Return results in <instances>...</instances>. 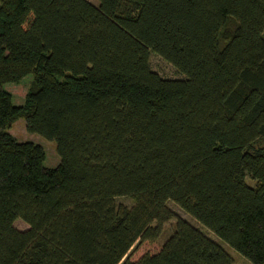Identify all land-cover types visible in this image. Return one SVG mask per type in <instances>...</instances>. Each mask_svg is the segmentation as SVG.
Here are the masks:
<instances>
[{
    "label": "trees",
    "instance_id": "obj_1",
    "mask_svg": "<svg viewBox=\"0 0 264 264\" xmlns=\"http://www.w3.org/2000/svg\"><path fill=\"white\" fill-rule=\"evenodd\" d=\"M95 1L0 0V264H264V0Z\"/></svg>",
    "mask_w": 264,
    "mask_h": 264
},
{
    "label": "rangeland",
    "instance_id": "obj_2",
    "mask_svg": "<svg viewBox=\"0 0 264 264\" xmlns=\"http://www.w3.org/2000/svg\"><path fill=\"white\" fill-rule=\"evenodd\" d=\"M88 1L96 5L95 0H88ZM148 65L151 70L158 73L161 77L177 78V79L184 77L182 73L177 71L172 65H170L168 62L163 60L161 57H159L157 54H155L152 51L148 52ZM31 79H32L31 75L26 74L17 83L7 82L1 85V87L11 95L12 104L21 105L23 103L24 96L29 88ZM6 130L17 141H30L32 143L38 144L42 148L43 153H44V159L42 161V166L44 168H51L57 164L59 158L55 152L54 141L45 139L36 133L26 132L24 128V121L22 118L16 119L6 128ZM245 179L248 184H252L253 181H251L248 177H246ZM114 202L116 204H122L126 206H129L132 203L131 199L126 196H118L114 199ZM166 206L171 211H173V213L176 216L188 221L191 225H193L195 228L200 230L205 236H207L209 239L213 240L218 245H220L230 256L231 258L230 264H249L246 258H244L240 254H238L236 251H234L232 248H230L227 244H225L223 241L217 238L212 232H210L204 226L199 224L195 219H193L187 213L182 211L173 202L167 200ZM173 224H174L173 219L168 220L167 222L163 223L161 226V233L159 234V236L156 238L154 242H151V243L140 242L135 247H132L131 259H134L139 254L145 251L148 252V251L157 250L160 244L165 240V238L173 230ZM13 226L19 230H24L27 228V225L21 219H18V218L13 221Z\"/></svg>",
    "mask_w": 264,
    "mask_h": 264
}]
</instances>
